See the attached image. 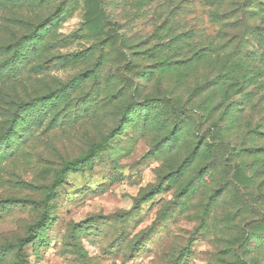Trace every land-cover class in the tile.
<instances>
[{"label": "rangeland", "instance_id": "rangeland-1", "mask_svg": "<svg viewBox=\"0 0 264 264\" xmlns=\"http://www.w3.org/2000/svg\"><path fill=\"white\" fill-rule=\"evenodd\" d=\"M245 1L0 0V245L115 131L27 264H264V0Z\"/></svg>", "mask_w": 264, "mask_h": 264}, {"label": "trees", "instance_id": "trees-1", "mask_svg": "<svg viewBox=\"0 0 264 264\" xmlns=\"http://www.w3.org/2000/svg\"><path fill=\"white\" fill-rule=\"evenodd\" d=\"M247 2L245 1L243 4V6H245V8H246L245 10H247L249 12H254V10L249 9V7L246 4ZM3 48H7V47H1L0 46V52L2 51ZM22 106H24V107L27 106V103L22 104ZM128 113H129V110L125 109L122 117L118 121L117 128L114 130H119V128L123 125L125 119L127 118ZM16 125H17V123L12 126V128L10 129V133L15 129ZM113 132H115V131H113ZM113 132L110 133L108 136H106L103 141L94 144L92 146L91 152L89 154H87L81 158H77L73 161L66 162L59 169H57L55 171V174H54L55 177H54V180L50 186V189L47 192L44 200L41 202L42 213H41L38 221L30 226L29 234L27 236H24V237H22L16 241L7 242L5 244L0 245V252H3V251L6 252L12 248H15V249H17V256L19 259V264H27L26 259H25L24 249L26 246L34 244L36 241V238H38L40 236V231H42L46 228V225L50 219V212H49L50 211V202L55 197L57 188L64 182V178L67 176V174L70 171L77 170V169H84L85 167L92 166V164L94 162V156L97 154V152L100 149L105 148L106 143L111 138V136L113 135ZM25 200L26 199H23L20 197H11V198L7 199V201L14 202V203L24 202Z\"/></svg>", "mask_w": 264, "mask_h": 264}]
</instances>
